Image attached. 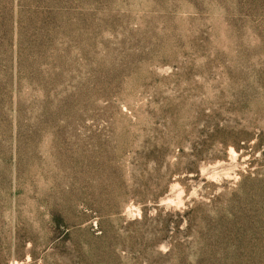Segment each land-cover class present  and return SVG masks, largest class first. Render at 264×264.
Returning <instances> with one entry per match:
<instances>
[{"label":"rangeland","instance_id":"rangeland-1","mask_svg":"<svg viewBox=\"0 0 264 264\" xmlns=\"http://www.w3.org/2000/svg\"><path fill=\"white\" fill-rule=\"evenodd\" d=\"M0 264H264V0H0Z\"/></svg>","mask_w":264,"mask_h":264}]
</instances>
